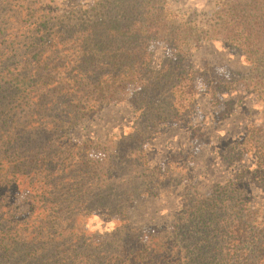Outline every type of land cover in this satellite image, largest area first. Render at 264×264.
<instances>
[{
	"label": "trees",
	"instance_id": "16d2710c",
	"mask_svg": "<svg viewBox=\"0 0 264 264\" xmlns=\"http://www.w3.org/2000/svg\"><path fill=\"white\" fill-rule=\"evenodd\" d=\"M172 2L94 0L77 21L40 23L19 44L21 68L0 70V264H264V216L246 178L264 185V131L253 125L238 142L254 169L206 193L179 158L153 165L149 156L161 128L192 120L201 89L228 112L238 97L264 103V0H210L202 13ZM204 42L242 56L250 73L197 70L191 55ZM126 102L125 135L71 137ZM176 192L183 205L166 227L132 221L142 200ZM97 216L113 229L90 232Z\"/></svg>",
	"mask_w": 264,
	"mask_h": 264
},
{
	"label": "rangeland",
	"instance_id": "374dc122",
	"mask_svg": "<svg viewBox=\"0 0 264 264\" xmlns=\"http://www.w3.org/2000/svg\"><path fill=\"white\" fill-rule=\"evenodd\" d=\"M209 1L173 0L172 3L181 12L202 13L211 10ZM93 2L94 0H0V70L5 67L4 64L11 69L21 64L24 49L19 48V44L23 45L37 37L42 28L40 23L49 20L51 24L62 23L64 26L70 21H77ZM191 62L197 70L208 66L222 69L224 73L230 71L246 75L252 69L242 56L221 43L204 42L199 49L192 52ZM13 72L17 73L16 70ZM235 102H238L237 107L228 112L227 106H215L211 97L201 89L196 114L188 121L189 124L161 128L159 135L149 144L151 163L163 164L172 156L179 158L181 164L188 170L191 169L192 177L196 178L194 184L201 193L208 192L213 184L230 180L240 169L253 170V152H248V156L245 152L248 150L247 146L239 145L238 142L253 125L264 131V103L247 95L235 98ZM133 111L128 102L110 105L102 113L78 125L71 132V137L75 140L102 142L121 137L133 126ZM199 126L201 127L197 128ZM230 154L233 160L229 165L226 159ZM231 165L237 170L230 168ZM246 178L251 205L262 219L264 185L258 184L252 175L247 174ZM180 194L176 192L159 201L142 200L134 209L132 221L137 227L147 229L166 227V222L182 208ZM113 227V222L97 216L89 230L101 234L108 233Z\"/></svg>",
	"mask_w": 264,
	"mask_h": 264
}]
</instances>
